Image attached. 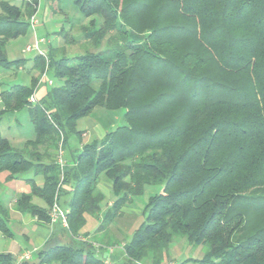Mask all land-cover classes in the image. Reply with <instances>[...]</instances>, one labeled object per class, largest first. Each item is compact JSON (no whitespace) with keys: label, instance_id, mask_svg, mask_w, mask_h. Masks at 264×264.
<instances>
[{"label":"trees","instance_id":"trees-1","mask_svg":"<svg viewBox=\"0 0 264 264\" xmlns=\"http://www.w3.org/2000/svg\"><path fill=\"white\" fill-rule=\"evenodd\" d=\"M71 1L86 21L65 42L93 50L55 57L47 42L56 84L36 103L38 75L0 92V115L27 110L34 133L18 149L0 131V174H45L41 188L27 180L15 206L52 231L34 260L0 253V264H166L175 236L207 247L175 264H264V0ZM37 5L0 0L1 67L23 65L7 60L5 47L30 28ZM33 68L41 74L45 60L37 55ZM96 107L123 109L125 123L68 158L77 122ZM101 176L116 199L95 233L80 236L85 217L100 214ZM146 186L161 191L148 198L143 222L124 243L105 245L100 235ZM56 191L67 228L50 226ZM7 223L0 201V233L10 238Z\"/></svg>","mask_w":264,"mask_h":264},{"label":"rangeland","instance_id":"rangeland-1","mask_svg":"<svg viewBox=\"0 0 264 264\" xmlns=\"http://www.w3.org/2000/svg\"><path fill=\"white\" fill-rule=\"evenodd\" d=\"M8 1L17 6H21L23 1L26 3L25 0ZM37 7L39 25L35 28L36 37L38 39H47L50 47L53 48L55 57L64 55L70 58L80 53L93 50L85 43L79 42L76 45H69L65 42L64 38L76 39L79 34L77 26L86 21L71 0L55 1L53 4L48 0H38ZM24 19H27L26 16ZM34 39L35 36L32 29L28 28L23 35L7 42L5 47L7 60L24 59V62L21 68L19 67L18 70L15 71L11 68L6 69L0 66V91L8 90L10 85L15 83L28 85L32 76L36 77L38 75L39 78L41 77V74H38V71L33 68L34 58L37 56V53H23L27 45L33 46ZM40 49H44L47 52L48 46L40 44ZM48 58L47 55V60ZM48 63L49 60L47 61V64ZM46 78L51 79L56 84V81L53 80L50 73H47ZM42 86L45 87L48 85L44 83L38 84L36 88L38 98L42 97V93L38 95V91ZM123 114V109L108 111L102 107L94 108L88 116L81 118L77 122V130L85 131L86 135L80 138L76 135L70 137L68 140L69 146L79 148L81 145L90 144L95 139L100 140L104 137L105 133L125 123ZM0 131L1 134L10 141L13 147L21 149L23 147L21 143L27 139L33 138L34 134L27 110H22L13 114H1ZM5 175V173L0 174V182H2ZM104 184L110 185L109 181L104 176H101L97 187L103 195V201L100 204V214L98 217L88 215L85 217L86 223L80 229V236L85 234L92 236L95 233L102 221L103 213H105L108 208V203H112L116 199L112 193V189L106 188ZM12 185L13 184H9L8 186L11 187ZM160 191V186H146L141 195L133 197L131 203L123 208L122 216L115 219L108 226V231L106 233L100 235L101 238L105 237L102 238L105 245H108L106 243H110V241H117L120 244L127 241L131 237L132 232L143 222V209L148 198ZM20 240L28 245V250H31L34 246L32 240L29 242L24 241L22 238ZM60 241L67 242L68 240L62 235ZM9 247L13 253L18 251L14 243L9 242ZM206 249V246L195 247L190 245L185 238L175 236L168 246L166 264L179 263L187 258H200ZM32 259L34 260L35 257L33 256Z\"/></svg>","mask_w":264,"mask_h":264},{"label":"crops","instance_id":"crops-1","mask_svg":"<svg viewBox=\"0 0 264 264\" xmlns=\"http://www.w3.org/2000/svg\"><path fill=\"white\" fill-rule=\"evenodd\" d=\"M46 90L47 86H42L38 91V95L42 93L41 96H43L46 93ZM80 132L81 135H79L78 138L84 137L86 135L85 131ZM27 140L23 141L21 145L23 146ZM83 146L84 145H81L79 148L70 147V150L72 152H79ZM70 156L71 153L68 154V158ZM42 163L47 164L48 162L47 160H43ZM68 163L71 164V161L69 160ZM35 172L36 170L11 180H6V177H3L2 182H0V201L8 210L7 224L12 233V237L10 238H7L0 233V253H10L17 261L24 252H30L29 260H31L32 257L35 256L36 253L42 248L46 240L49 239L50 233L52 232L48 225L40 223V221H38L35 217H32L27 213H20L19 211H17L15 206L16 197L21 193H28L30 191V182H27V180H33L34 184L38 188L43 187L45 174L39 170L37 173ZM9 184L13 185L9 187ZM104 185L106 188L111 189V186L109 184ZM65 189L68 190L67 187ZM33 202L38 206L44 205L42 200L37 197L33 198ZM110 204L111 203H108V206H110ZM21 238L27 242H29L30 240L33 241L34 246L31 250H28V245L20 240ZM9 242L14 243L15 246H17V252L13 253V251L10 250Z\"/></svg>","mask_w":264,"mask_h":264},{"label":"built area","instance_id":"built-area-1","mask_svg":"<svg viewBox=\"0 0 264 264\" xmlns=\"http://www.w3.org/2000/svg\"><path fill=\"white\" fill-rule=\"evenodd\" d=\"M37 10H38V7L28 19L29 27L32 29L34 36H35L34 43H33V46L27 45L23 53L36 52L37 55L41 56L45 60L46 62L45 68L43 72L41 73V77L39 78V83H44V84H47L48 86H51L53 84V81L51 79L46 78L47 73H48V64H47L48 60H47L46 51L44 49H40V44H45L48 41L47 39H43V38L38 39L35 34V28L37 25H39V18L37 16ZM37 100H38L37 92L34 91L33 94L29 97V102L36 103ZM64 157H65V153H64V148H63V135L60 134V140L58 142V147L56 151V164L58 165L59 170H60V180L57 186V190L61 186V183L63 180V169L66 165V160ZM67 213H68V210L62 209L61 206L59 205L58 193L56 191L54 198H53V202L50 207V211H49L50 226L52 227L54 224L59 223L62 227L67 228V221H66ZM29 258H30V252H24L20 256L19 260H29Z\"/></svg>","mask_w":264,"mask_h":264}]
</instances>
